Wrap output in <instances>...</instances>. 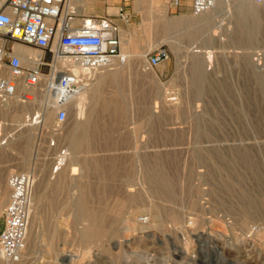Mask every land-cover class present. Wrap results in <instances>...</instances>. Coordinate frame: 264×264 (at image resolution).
I'll return each mask as SVG.
<instances>
[{
	"label": "rangeland",
	"instance_id": "obj_1",
	"mask_svg": "<svg viewBox=\"0 0 264 264\" xmlns=\"http://www.w3.org/2000/svg\"><path fill=\"white\" fill-rule=\"evenodd\" d=\"M139 1L144 0L128 1L132 17L121 26V49L127 59L96 73H109L100 88L101 96L111 100L110 107L102 110V119L110 122L119 110L122 115L118 123L105 124L93 147L79 152L99 157L116 170L106 180L104 194L89 197L90 205L105 207L101 216L105 215L104 227L109 225L102 239L81 237L86 220L75 217L71 203L77 195L71 177L78 175L67 166L53 167L62 149L74 153L61 137L79 120L73 106L67 105L65 121L57 123V106H52L53 97L41 83L33 101L12 98L13 111L0 113L1 136L6 140L0 145V188L6 191L3 207L10 173L30 171L34 182L44 180L35 203L34 234L29 240L33 243L29 242L23 261L16 264H264V145H260L264 140V89L259 80L264 74V3L245 0L256 10L262 29L255 38L236 37V0H219L200 18L206 31L203 39L190 40L181 29L154 38L144 36L141 24L143 13L150 10L149 0L144 9L136 7ZM154 1L155 13L166 18L199 17L188 10L187 1L176 11L166 10L165 0ZM115 11L116 7L110 8V13ZM158 46L169 51V71L162 75L146 61ZM257 53L261 54L259 64L254 59ZM194 59L200 62L203 75L199 89L191 83ZM43 71L47 72V66ZM112 73L118 78L112 79ZM119 103L122 109H113ZM47 109L50 117L42 120ZM239 154L255 165L251 170L236 164L246 174L244 179L233 180L229 168ZM147 159L162 165L172 178L176 193L172 197H164L146 182ZM90 180L92 185L98 183L96 177ZM1 215L2 208L0 223ZM139 216H147V221H139Z\"/></svg>",
	"mask_w": 264,
	"mask_h": 264
},
{
	"label": "built area",
	"instance_id": "obj_2",
	"mask_svg": "<svg viewBox=\"0 0 264 264\" xmlns=\"http://www.w3.org/2000/svg\"><path fill=\"white\" fill-rule=\"evenodd\" d=\"M128 1L123 0L114 13L85 15L78 11V0H0V101L12 98L33 101L37 88L45 84L41 77L51 75L49 88L55 93L52 97L57 106L56 122H64L67 100L92 74L125 62L117 19L124 23L131 19L132 14L125 4ZM184 1L194 15L206 12L216 2L165 0L167 10H178ZM253 1L264 3V0ZM15 44H25L42 54L30 58L32 62L27 64L15 51ZM260 55L257 53L254 58L258 64ZM64 58L69 60L64 68L52 66L55 60ZM168 58V49L158 46L147 54L146 61L153 67ZM44 66H47L46 73ZM79 68L88 72H80ZM1 127L0 121V145L6 142L1 136ZM65 153L64 149L60 151L62 155ZM33 182V175L25 171L12 172L6 179L8 197L0 223V256L3 259L17 262L25 251ZM138 219L146 222L147 216Z\"/></svg>",
	"mask_w": 264,
	"mask_h": 264
},
{
	"label": "bare ground",
	"instance_id": "obj_3",
	"mask_svg": "<svg viewBox=\"0 0 264 264\" xmlns=\"http://www.w3.org/2000/svg\"><path fill=\"white\" fill-rule=\"evenodd\" d=\"M80 1V0H78ZM146 0L143 1V3L139 1V3H136V7H140L145 4ZM221 1L216 0L215 2V7L217 6V3H219ZM148 7L150 8V10L147 11H143V17H142V31L144 33V36L147 37H151L154 38L155 36L158 37L159 35H164L166 33H168L169 31H172L174 29H181L183 37H185L186 39H196L200 38L201 40L203 39L204 35V26L203 21L201 18V16H204L205 14H208L210 12V10H213L210 8L209 10H207L206 12L198 15L199 17L194 18L191 17L189 15H180L177 17H172V18H166L164 17V15H160V13L158 14L157 12L155 13V6H157V4L155 3L154 0H149L147 2ZM220 4V3H219ZM79 5V4H78ZM80 6V5H79ZM256 6V5H255ZM234 7L236 10V14H235V27L236 30L235 32L237 34L236 37L239 38V36L243 35V37L249 38H255L257 33L259 32V23H257V12L254 8H252L251 6H249V4L246 3L245 0H236L234 3ZM167 10V7H165ZM144 9V8H143ZM158 9V8H157ZM258 11V10H257ZM165 14V9L162 11V14ZM262 13V12H260ZM160 17V19H157L158 16ZM157 22V25L155 27H158L157 29H153L154 27V19ZM204 18V17H203ZM205 20L206 16H205ZM262 21V19L260 18L259 21ZM202 21V22H200ZM205 23V22H204ZM154 27V28H155ZM190 27V28H189ZM185 28V29H184ZM184 30V31H183ZM122 32H124L122 30ZM262 32V29H261ZM158 35V36H157ZM207 35V34H206ZM261 35H264V32H262ZM166 36V35H165ZM199 36V37H198ZM260 36V35H259ZM242 37V38H243ZM207 38V36H206ZM232 38V37H231ZM241 38V39H242ZM237 39V38H236ZM243 39V40H244ZM251 39V38H250ZM209 40V39H208ZM240 40V39H239ZM205 41V39L203 40ZM245 41V40H244ZM126 42V41H125ZM206 42V41H205ZM235 42H237L235 40ZM131 43V42H129ZM243 43V42H242ZM126 46V51H128L127 49V45L128 43H124ZM14 49L16 52H18L19 54H21V56L23 57V60L25 63L27 64H31V59L33 57H39L41 56V51H33V49H31L30 46H27L25 44H15L14 45ZM127 59V56H125ZM198 57V56H197ZM27 58V59H26ZM29 58V59H28ZM69 60L67 58L64 59H57L52 63V66L55 68H64L66 65H68ZM200 62H198V60L194 59L191 65V69L192 72L194 74V77H192L193 79L195 78V80H193V83L197 88L200 86V83L202 82L201 77H203V75L201 74V66L199 64ZM124 64V63H123ZM121 65V64H120ZM202 65V64H201ZM119 67V66H118ZM110 70V69H109ZM80 72H84L87 73L88 71L86 69L83 68H79ZM191 71V70H190ZM104 72V71H103ZM109 72V71H108ZM97 73V72H96ZM96 73L92 74L91 78L79 89L77 90L75 93H73L71 95V97L67 100V105L71 104L73 106V109L77 115V118L79 119L78 121L75 122L74 126L66 131H63L61 133V137L62 139H65L64 141L66 142L67 148H69V152L73 151L74 153L70 154L65 153L64 155L62 154H57V158L55 160V163L53 165V167L56 165L55 170L58 169H62L67 167H70L72 170V174H77V177H71L72 179L75 180L76 184L75 187L77 188V195L76 197L73 199L72 203V207H73V211L75 214V217L77 218H83L85 221V225L83 226V228L81 229L80 233H81V237L83 239L91 240V241H96L98 239H100L101 237H103L102 235L105 232V227H107V225L103 224V219L101 214H103V208L105 207H99L97 206H92L90 205V201H89V197L92 195L95 196H102L105 191V182L108 179L109 176L111 175H116V170H114L112 167H109V163L106 164L103 161H101L96 157H86L84 155H79V152L81 150L84 149H89L93 144V140H95L96 138L98 139L99 137H96V135L102 133L103 131H105L104 126L105 124H112L115 123L116 120H119V114L122 115V112L119 109H122V106L120 105H115L113 106V109H117L118 114L115 115L112 119L110 120V122H108L107 120L104 121V115H103V111L105 109H108L110 107V101H106L100 93V88H101V83L104 80V78L109 74V73H99V75H97ZM122 73V72H121ZM112 79H117L118 76L116 73H112L111 75ZM51 75H43L41 77L42 82L45 83V89L47 91H50L49 88V79H50ZM204 79V78H203ZM45 80V81H43ZM189 80V79H188ZM260 80V84L262 85V89H264V74L261 75V77L259 78ZM206 81V80H205ZM258 82V81H257ZM115 83V82H114ZM120 84V83H119ZM118 84V85H119ZM192 84V85H193ZM202 84V83H201ZM194 86V87H195ZM44 89V90H45ZM119 89V88H118ZM117 89V90H118ZM199 89V88H198ZM226 90V89H225ZM253 90V89H252ZM43 91V90H42ZM51 95L54 97L55 93L50 91ZM49 93V94H50ZM118 94V93H117ZM166 94V93H165ZM152 95V94H151ZM196 95V94H195ZM199 95V94H198ZM260 95V94H259ZM104 96V95H103ZM46 97V96H45ZM123 100V99H122ZM260 100V99H259ZM258 100V101H259ZM15 101H11V99H8L6 101H0V113L6 114L8 112H10L9 110L13 111V107H14V103ZM31 102V101H30ZM123 102V101H122ZM47 103V102H46ZM118 103V101H117ZM54 104V103H52ZM113 104V103H112ZM260 104V103H259ZM52 106H56L55 104ZM148 106V105H147ZM45 107V106H44ZM124 107V106H123ZM157 107V106H156ZM144 108V107H143ZM155 108V107H154ZM161 108V107H160ZM9 109V110H8ZM49 109V108H48ZM48 109L44 112V116L42 120H48L50 117V111H48ZM154 110V109H153ZM156 110V109H155ZM159 110V108H158ZM145 111V110H144ZM150 111V110H149ZM151 114V113H150ZM157 114V113H156ZM193 115V114H192ZM201 115V114H200ZM41 116V115H40ZM128 116V115H127ZM259 116V114H258ZM262 116V115H261ZM158 118V117H157ZM259 118V117H258ZM155 119V118H154ZM122 119H120L121 121ZM124 120V119H123ZM158 120V119H157ZM254 120V119H253ZM163 121V120H162ZM3 123V122H2ZM118 123V122H116ZM121 123V122H120ZM119 123V125H120ZM198 124V123H197ZM150 130V129H149ZM255 130V129H254ZM261 131V130H260ZM152 132V131H151ZM160 133V132H159ZM162 133V132H161ZM258 133V132H257ZM104 134V133H103ZM164 134V133H162ZM260 134V132H259ZM258 135V134H257ZM262 135V133H261ZM260 135V136H261ZM198 136V135H197ZM109 137V135H108ZM27 138V137H26ZM110 138V137H109ZM109 138H107L108 140H110ZM123 138V137H122ZM151 138V137H150ZM259 138V137H258ZM106 139V140H107ZM261 139V138H260ZM107 140V141H108ZM113 140V139H112ZM198 140V139H196ZM26 141V140H24ZM101 141V140H100ZM103 141V139H102ZM136 141V140H135ZM148 141V140H147ZM158 141V140H157ZM92 142V143H91ZM106 142V141H105ZM154 142V141H153ZM152 142V143H153ZM23 143V141H22ZM97 143V142H96ZM100 143V142H99ZM98 143V144H99ZM157 143V142H156ZM259 143V142H258ZM257 143V144H258ZM25 145V143H23ZM97 144V145H98ZM154 144V143H153ZM215 144V143H214ZM231 144V143H230ZM100 145V144H99ZM98 145V146H99ZM117 145V144H116ZM260 145H264V140H262L260 142ZM136 146V145H135ZM153 146V145H152ZM200 146V144H199ZM104 147V146H103ZM140 147V146H138ZM154 147V146H153ZM163 147V146H162ZM66 148V149H67ZM97 148V147H95ZM214 148V147H213ZM218 148V147H217ZM24 149V148H22ZM96 150V149H95ZM105 150V149H104ZM136 150V149H135ZM151 150V149H150ZM220 150V149H219ZM92 151V150H91ZM103 151V150H102ZM141 151V150H140ZM198 151V150H197ZM235 151V150H233ZM26 152V151H25ZM82 152V151H81ZM95 152V151H94ZM107 152V151H106ZM104 152V153H106ZM111 152V151H110ZM199 152V151H198ZM212 152V151H211ZM262 152V151H261ZM83 153V152H82ZM96 153H98L96 151ZM109 153V152H108ZM112 153V152H111ZM148 153V152H147ZM99 154V153H98ZM133 154V153H132ZM166 154V153H165ZM218 154V153H217ZM110 155V154H109ZM158 155V154H157ZM222 155V154H221ZM256 155V154H255ZM260 155V154H259ZM258 155V156H259ZM3 156V153L1 151V147H0V158ZM98 156V155H97ZM246 156V155H245ZM248 156V155H247ZM102 157V156H100ZM166 157V156H164ZM211 157V156H210ZM3 158V157H2ZM104 158V157H102ZM128 158V157H127ZM148 158V157H147ZM126 159V158H125ZM124 159V160H125ZM130 159V158H129ZM207 159V158H206ZM258 159V158H257ZM262 159V158H261ZM24 160V159H23ZM219 160V159H218ZM79 164V167L77 165H74L75 163ZM126 161V160H125ZM209 161V160H208ZM220 161V160H219ZM228 161V160H227ZM42 162V161H41ZM130 162V161H129ZM147 162L146 164V171L144 175V178L146 180V182L154 185V187H156L157 189H159V192L161 193V195H164V197H172L174 194V186H173V181L172 178L170 176H168L166 174V170L163 168L162 165L160 164H154V163H148L149 160H144V164ZM223 162V160H222ZM233 163L230 165L229 168V174L230 177L233 180L236 179H244L245 174L246 173H242L241 171H239L236 168V164H241V165H245L244 168H250L251 170L254 169V161L252 160H247L246 157H244L243 155L239 154L235 157L234 161H232ZM117 163V161H116ZM128 163V162H127ZM207 163V162H206ZM210 163V162H209ZM212 163V162H211ZM44 164V163H43ZM108 165V166H106ZM63 166V167H62ZM120 166V165H119ZM130 166V165H129ZM239 167V166H238ZM29 168V167H28ZM31 168V167H30ZM79 168L80 171H76ZM140 169V168H139ZM142 169V168H141ZM178 169V168H177ZM211 169V168H210ZM145 170V169H144ZM190 170V169H189ZM187 171V170H186ZM30 172V171H29ZM131 172V171H130ZM173 172V171H172ZM191 172V171H190ZM144 173V172H143ZM183 173V172H182ZM33 175V173H32ZM123 175V174H122ZM172 175V174H171ZM65 175H63V178ZM71 176V175H70ZM34 177V175H33ZM61 176H59L60 179ZM91 177H96L98 179V183L97 186L92 185L91 183ZM117 177V176H116ZM68 178V177H67ZM188 178V177H187ZM262 178H264V176H262ZM57 179V178H56ZM62 179V178H61ZM110 179V178H109ZM195 179V178H194ZM231 179V180H232ZM251 179V178H250ZM192 180V179H191ZM232 180V182H234ZM33 181L34 178H33ZM68 181V180H67ZM108 181V180H107ZM198 181V180H197ZM212 181V180H211ZM189 182V181H188ZM242 182V181H241ZM185 183V182H184ZM43 184H44V180L43 178H41L39 181L37 180L36 182H33V186H32V192H31V198H30V218H29V225H28V229H27V241H26V247L25 250L28 249L29 247V241L30 238L33 236V230L31 229V226L33 224V221L35 220V214H34V210H35V203L37 201V198L39 199L41 196L40 191L43 188ZM197 184V183H196ZM175 185V184H174ZM202 185V184H201ZM218 185V184H217ZM220 185V184H219ZM232 185V184H231ZM200 186V185H199ZM198 186V187H199ZM224 186V185H223ZM48 187V186H47ZM115 187V186H114ZM177 187V186H176ZM233 187V186H232ZM117 188V187H116ZM189 188V187H188ZM230 188V187H229ZM127 191H131L130 188L126 189ZM192 190V189H191ZM230 190V189H229ZM235 190V189H234ZM115 191V190H114ZM198 191V189H197ZM201 191V190H200ZM5 190H2L0 188V210L2 208L3 210V202L5 199ZM259 193V192H258ZM98 194V195H97ZM94 197V196H93ZM175 197V196H174ZM52 198V197H51ZM100 199V198H99ZM107 199V197H106ZM228 200V199H227ZM93 201V200H92ZM182 201V200H181ZM124 202V201H122ZM133 202V201H132ZM172 202V201H171ZM98 203V202H97ZM178 203V202H177ZM181 203V202H180ZM226 203V202H224ZM100 205V204H99ZM106 205V204H105ZM233 205V204H232ZM183 206V205H182ZM71 208V207H70ZM132 208V207H131ZM230 208V207H229ZM197 210V209H196ZM131 211V210H130ZM117 212V211H116ZM198 212V211H197ZM106 213V212H105ZM201 213V212H200ZM170 214V213H169ZM256 214V213H255ZM260 214V213H259ZM109 216V215H108ZM107 216V217H108ZM106 217V218H107ZM125 217V216H124ZM79 218V219H80ZM110 223V222H109ZM116 224V223H115ZM110 225L109 229H111ZM113 231V230H112ZM108 232V231H107ZM111 232V231H110ZM109 232V233H110ZM106 233V232H105ZM36 238V237H35ZM32 239V238H31ZM102 239V238H101ZM105 239V238H104ZM106 240V239H105ZM100 241V240H99ZM33 243V242H32ZM33 245V244H32ZM31 245V246H32ZM30 249V248H29ZM26 253V252H25ZM24 254V253H23ZM35 255V254H34ZM30 258V257H29ZM23 261V260H21ZM17 262H13V261H9L6 259H1L0 256V264H16Z\"/></svg>",
	"mask_w": 264,
	"mask_h": 264
},
{
	"label": "crops",
	"instance_id": "obj_4",
	"mask_svg": "<svg viewBox=\"0 0 264 264\" xmlns=\"http://www.w3.org/2000/svg\"><path fill=\"white\" fill-rule=\"evenodd\" d=\"M123 0H80L78 1V11L80 14L85 15H104L110 13V8H115L120 5ZM126 6L128 2H125ZM190 11L189 5H187ZM186 9V8H185ZM120 27L123 22L118 20ZM75 22H79V19H75ZM169 58L160 61L155 67V69L162 75L169 71Z\"/></svg>",
	"mask_w": 264,
	"mask_h": 264
}]
</instances>
